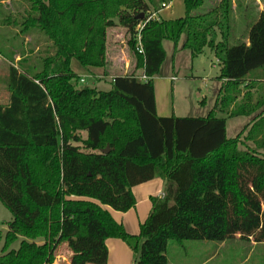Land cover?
<instances>
[{
    "label": "trees",
    "instance_id": "trees-1",
    "mask_svg": "<svg viewBox=\"0 0 264 264\" xmlns=\"http://www.w3.org/2000/svg\"><path fill=\"white\" fill-rule=\"evenodd\" d=\"M25 1L20 32L38 31L46 44L32 72L8 67L0 104V202L11 214L0 264H52L61 243L70 264H106L108 238L126 243L132 264H167L170 241L264 242V11L247 42L230 44L229 0L203 10L204 0H182L183 15L169 19L157 15L167 0ZM114 18L140 73L115 75L108 90L77 85L73 61L86 72L104 67ZM182 34L180 48L193 58L207 47L219 65L206 116L155 111L162 41L176 52ZM236 116L249 121L227 137L226 118ZM156 176L163 193L149 196L146 218L128 233L104 207L133 208L132 187Z\"/></svg>",
    "mask_w": 264,
    "mask_h": 264
},
{
    "label": "rangeland",
    "instance_id": "rangeland-1",
    "mask_svg": "<svg viewBox=\"0 0 264 264\" xmlns=\"http://www.w3.org/2000/svg\"><path fill=\"white\" fill-rule=\"evenodd\" d=\"M217 0H204L203 6L199 10L206 9L216 3ZM171 3L181 10L183 14L182 0H172ZM170 3V4H171ZM28 9V3L25 0H0V104H6L9 98V89L7 85L8 67L13 65L18 69L26 67L32 72L38 68V57L44 53L46 42L44 37L35 30L28 33L20 32V16ZM261 11H264V0H229V38L228 42L234 44L238 40H245L247 29L251 21ZM115 23L117 19L114 18ZM118 31L123 34L116 46L114 42V33ZM185 34H182L179 40V47L184 40ZM128 36L125 29L119 23L107 29L106 39V62L102 68H91L89 72L77 69L78 65L73 61V67L78 71V79L83 78L84 82L77 81V85L92 86L99 90H108L110 82L115 75L121 74H139L140 69L136 68V59L126 43ZM113 46V47H112ZM162 46L165 51V59L161 64L162 75H169L174 68L179 71L181 78V100L190 104L187 98H183L191 88L196 92L200 88L201 96L211 86L219 73V65L216 57L209 48L191 57L188 50H173V44L169 40H163ZM24 59L19 65V59ZM113 58V65H112ZM204 78L205 81H202ZM212 91L207 92L208 101L213 103ZM179 96V97H180ZM180 101V99L178 98ZM209 105V107L211 106ZM218 117H225L219 110L215 113ZM249 121V117L236 116L226 118V135L234 137ZM252 147L253 144L247 142ZM240 147L244 148L243 145ZM149 207L142 210V219L135 221L137 231L139 225L146 218ZM11 219L10 212L0 202V250L5 242V235L8 229L7 223ZM123 244L124 241L117 239ZM19 239L15 240L10 248L18 246ZM124 247V246H123ZM107 248V247H106ZM168 264H264V242L256 243L249 240L240 239L235 236L233 239L225 241H193L185 240L181 244L170 241L168 244ZM125 253L128 254L126 248ZM56 264H67L69 250L65 244H60L56 249ZM129 258L125 261L124 256L119 252H110L107 249L106 264H131Z\"/></svg>",
    "mask_w": 264,
    "mask_h": 264
},
{
    "label": "crops",
    "instance_id": "crops-1",
    "mask_svg": "<svg viewBox=\"0 0 264 264\" xmlns=\"http://www.w3.org/2000/svg\"><path fill=\"white\" fill-rule=\"evenodd\" d=\"M180 13H181V10H179L178 7L176 8L175 5L171 3L168 7L162 8L161 10H159L157 15L161 18L169 19V18H176V17L182 16L183 14L181 15ZM183 13H184V6H183ZM257 16L251 21L250 24H252L256 20ZM120 36H121V40H123L122 39L123 34L121 32L116 31L114 33V42L116 46H118L117 42L119 41ZM106 39H107V36H106ZM244 41L247 42V39H245ZM178 49H182V48L178 47ZM112 65H113V58H112ZM161 70L162 68L160 67L159 73L153 77L155 111L158 116H170V115L206 116L209 113V111L213 109L215 100H216V97H217V94L219 92L221 82H222V80L217 79V76H216V80H214L212 83L211 90L207 89L206 91V93L208 92L209 94H210V91H212L211 92L212 98H213L212 105L210 104V101H208L207 99L208 95L204 92L203 96H201L199 87H197L196 92H194V90L191 88V86L193 85V80L187 79V82L191 81L192 83L190 85L189 92H187V94L183 96L184 99L187 98L188 101L190 102V104L186 106V103L183 101V99L181 100V96H180V93L184 89V87H182L180 84L181 78H179L178 76L179 71L177 70L175 71V69L173 68L171 74L162 75ZM172 77H174V79H172ZM202 81H205L204 78L202 79ZM258 81H259L258 83H264V79H262L261 82H260V79ZM178 98L180 99V101L178 100ZM209 105L211 106L209 107ZM216 111H218L217 108L215 109V113ZM165 183H166L165 179H163L160 176H156L148 181H145V182H142L140 184L133 186L132 192L135 197V206L125 212H118L107 206H105L104 208H106L109 211L111 216L116 221L120 222L123 225V227L128 233L136 234L138 231H137V226H136L135 221L138 220V223H139V219H142L141 218L142 210L145 207L147 208L149 207L150 209L149 196L161 195L163 193ZM117 239L118 238L106 239L105 245L107 249L110 252L121 253L124 256L125 261L129 258V254H130V260H131L130 263L132 264V252L130 248L126 245L125 242H124L125 244H123L121 241ZM62 244L66 245V243H61V245ZM124 248H126L128 254L125 253L126 251H124ZM56 256L57 255L55 252V258L52 264H56V261H57ZM69 257H70V251L68 254L67 264H70ZM166 257H167V264H168L169 262L168 251H167Z\"/></svg>",
    "mask_w": 264,
    "mask_h": 264
},
{
    "label": "built area",
    "instance_id": "built-area-1",
    "mask_svg": "<svg viewBox=\"0 0 264 264\" xmlns=\"http://www.w3.org/2000/svg\"><path fill=\"white\" fill-rule=\"evenodd\" d=\"M171 1H172V0H167L166 2H163V3L161 4L162 8H166V7H168V6L170 5ZM160 10H161V9H160ZM143 26H144V22H140V23L135 27V38H136V41H137V47H136V49H137V51H138L139 53L142 52L141 38H140V30L143 28ZM138 78H139L140 80H146V76L143 75V74L140 75ZM172 79H174V77H172ZM79 81H80L81 83H83V82H84V79H83V78H80Z\"/></svg>",
    "mask_w": 264,
    "mask_h": 264
},
{
    "label": "water",
    "instance_id": "water-1",
    "mask_svg": "<svg viewBox=\"0 0 264 264\" xmlns=\"http://www.w3.org/2000/svg\"><path fill=\"white\" fill-rule=\"evenodd\" d=\"M107 151V149H104L102 152H106Z\"/></svg>",
    "mask_w": 264,
    "mask_h": 264
}]
</instances>
